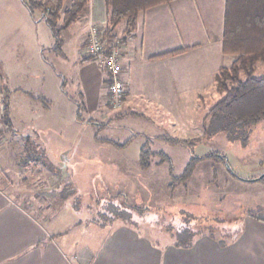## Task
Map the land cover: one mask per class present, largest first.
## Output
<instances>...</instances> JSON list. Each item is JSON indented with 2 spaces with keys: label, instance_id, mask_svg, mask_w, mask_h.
Returning <instances> with one entry per match:
<instances>
[{
  "label": "crops",
  "instance_id": "crops-1",
  "mask_svg": "<svg viewBox=\"0 0 264 264\" xmlns=\"http://www.w3.org/2000/svg\"><path fill=\"white\" fill-rule=\"evenodd\" d=\"M21 1L8 0L3 4L10 13L4 11L2 20L27 23L30 31L25 36L20 27L13 26L10 34L4 37L2 33L0 51L3 64L8 66L2 76L7 82L14 80L17 91L34 95L35 100L31 103L6 100L0 107V125L5 129L7 120L12 125L13 120L32 122L28 125L34 128L26 134L30 144L32 136L42 137L40 151L51 159H57L58 155L54 157L52 153L59 150L61 157L66 158L74 152V143L80 145L79 137L86 127L93 125L86 118L101 122L109 117L113 122L128 117L116 118L123 111L139 113L140 103L156 105V111L165 108L173 111L184 95L181 89L202 87L206 80L208 84L214 82L220 68L222 42L204 34L205 40L197 38L195 8L191 7L192 14L187 10L191 16L187 14L183 19L181 14L186 10L179 9V0L142 11L137 31L123 43L127 92L120 112L121 107L110 101L108 73L101 71L96 61L89 60L83 52L89 28L92 25L104 28L107 24L106 0H90L88 11L63 32L59 48L42 14L39 11L32 14ZM73 1L65 0L64 7L69 8ZM20 4L27 11H22ZM9 39L14 43L7 52ZM185 47L187 50L173 53ZM9 54L10 66L6 59ZM213 59L217 63L215 68L210 64ZM203 71V76H198ZM66 81L68 85L71 82L69 92ZM252 131L248 144L253 138V144L264 147V139L260 137L257 143ZM14 132L11 136L18 134L17 129ZM95 136L93 132L89 135L87 146L94 148L99 144ZM52 137L56 140L52 141ZM48 160H43L44 165L52 162ZM67 201L61 199L54 211L49 206L36 208L33 203L29 206L28 201L17 202L0 182V264H264V211L248 215L242 232L231 240L206 234L183 246L176 245L174 237L166 241L151 239L138 225L114 217L103 223L81 220ZM41 215L43 220L38 218Z\"/></svg>",
  "mask_w": 264,
  "mask_h": 264
},
{
  "label": "rangeland",
  "instance_id": "rangeland-1",
  "mask_svg": "<svg viewBox=\"0 0 264 264\" xmlns=\"http://www.w3.org/2000/svg\"><path fill=\"white\" fill-rule=\"evenodd\" d=\"M7 1L3 0L1 3L0 0V38L2 33L4 37L10 34L13 26L20 27L23 35H28L30 29L27 23L2 20L4 11L10 13L3 5ZM17 1L22 3L21 0ZM179 3V9L186 10L183 16V13L181 14V19L188 14L187 10L192 14L191 7L196 9L194 22L197 26V38L205 40L204 34L210 36V39L218 37L222 42L225 0H179ZM20 6L22 11H27L26 6L22 4ZM13 22L19 26L14 25ZM183 25L181 23L182 29L186 30ZM93 26L96 25L89 28L87 37ZM99 28L104 31L106 27ZM123 28L124 23H121L115 29V34L119 36ZM32 30L34 31V26ZM107 42H115L116 46L119 45L123 62V43L118 39ZM7 43L9 45H6L5 49L7 48L9 52L14 41L11 42L9 39ZM87 43L83 49L84 53ZM224 54H222L223 58H219V67L229 66L235 59L233 55ZM2 57L0 51V107L3 108L6 100L15 102L24 100L31 103L35 100L34 95L17 91L13 87L16 86L14 80L10 79L7 82L3 78L2 73L8 66L3 64ZM6 59L9 60L10 66L11 55L6 56ZM210 64L215 68L216 59ZM101 71L106 72L103 69ZM203 74L204 71L199 72L198 76ZM255 76L264 77L263 64H258ZM107 80L108 82L111 80L108 74ZM206 82L207 80L202 87L181 89L184 95H181L180 103L174 105L173 111L166 108L156 111V105L140 103L137 111L146 114L145 117L130 115L114 120L105 128L100 129L97 125L86 127L84 135L79 137L80 145L73 144L74 152L68 153L66 158L61 157L60 150L53 152L54 157L59 156L56 160L40 151L43 147L40 143L42 137L32 136V144H30L26 134L34 128L33 125H28L32 123L31 121H28L31 123H19L13 120L12 125L11 121L7 120L6 130L0 125L2 187L8 190L17 202L28 201L29 206L33 203L36 208L49 206L53 211L59 207L61 199L67 198V202L73 205L81 220L88 219L103 223L110 222L114 217L118 221L138 225L151 239L166 241L175 238L186 228L192 240L206 234L233 239L246 226L248 215L264 211V179L255 180L264 175V147L260 143L253 144L255 143L253 138L250 139V144H248L249 140L245 144L243 136H240V139L230 140L227 132L212 130L206 116L213 105L222 98V94L217 92L213 81L209 84ZM70 85L65 82L67 91L71 90ZM109 93L111 101L110 90ZM123 109L121 107L118 110L121 112ZM108 121L109 117H106L101 122ZM14 129L18 130V134L11 136V133L15 134ZM252 129L254 141H259L260 137L264 139V118ZM92 132L100 141L94 148L86 144ZM136 133L148 136L170 133L181 139L193 140L194 145L191 146L198 155L213 152L227 155L230 166L237 176L231 174L228 165L225 166L218 157L212 156L194 161L197 163L193 175L184 183L177 181L174 184L169 174V163L161 161L160 156L151 159L152 164L149 168L145 169L139 165L138 147L141 148L145 140L135 137ZM70 138L71 136L68 139ZM103 139L119 143L128 139L133 141L125 150L102 143ZM54 140L56 139L52 137V141ZM146 148L162 151L170 157L174 162L175 175H180L191 160V154L186 147L173 145L164 140L154 141ZM44 159L52 162L44 165ZM260 173L262 174L259 175ZM103 213L109 216L102 217ZM70 216L66 217V222H69ZM38 218L43 220L44 215ZM186 233L183 235L185 236Z\"/></svg>",
  "mask_w": 264,
  "mask_h": 264
},
{
  "label": "trees",
  "instance_id": "trees-1",
  "mask_svg": "<svg viewBox=\"0 0 264 264\" xmlns=\"http://www.w3.org/2000/svg\"><path fill=\"white\" fill-rule=\"evenodd\" d=\"M23 1L32 14L34 11L42 14L53 33L57 47L60 46L63 32L88 11L90 3V0H74L72 5L66 8L64 7L65 0ZM172 1L175 0H106L108 20L103 31L105 39L108 41L118 39L124 43L137 31L138 16L142 11ZM121 23L125 24V28L121 36H118L115 34V29ZM187 48L178 49L173 53H180ZM222 48L225 54L233 55L235 59L229 66H221L214 75V85L217 92L222 94V98L210 109L206 120L210 121L213 131L227 132L230 140L240 139V136H243L246 144L252 127L264 118V77L255 76L258 64L264 65V0H225ZM87 58L93 59L90 56ZM129 115L144 117L140 113L123 111L117 115V118ZM87 122L101 129L109 126L112 121L87 120ZM134 136L145 140L138 153L139 165L145 169L149 168L152 164L151 159L160 156L161 161H168L169 174L174 184L177 181L184 183L193 175L197 163L194 161L212 156L218 157L224 165H228L231 174L237 176L230 166L227 155L219 152L198 155L194 153L191 146L194 145L193 140L181 139L170 133L154 137L136 133ZM95 139L98 140L97 136ZM157 140L184 146L189 150L191 160L180 175L174 174V162L164 152H155L146 148ZM132 141L133 139H128L126 142L119 143L109 139L101 140L102 143H108L119 149H126ZM103 216L109 215L103 213ZM181 225L187 227L185 224ZM187 230L186 228L180 231V234L173 238L176 245L191 244L192 238ZM185 232L187 233L184 236Z\"/></svg>",
  "mask_w": 264,
  "mask_h": 264
},
{
  "label": "built area",
  "instance_id": "built-area-1",
  "mask_svg": "<svg viewBox=\"0 0 264 264\" xmlns=\"http://www.w3.org/2000/svg\"><path fill=\"white\" fill-rule=\"evenodd\" d=\"M85 54L96 61L100 69L106 70L110 77L109 90L115 107H121L127 86L123 78L124 65L121 60L122 50L115 42L108 43L103 31L93 26L87 37ZM1 114V110H0ZM1 163V161H0Z\"/></svg>",
  "mask_w": 264,
  "mask_h": 264
},
{
  "label": "water",
  "instance_id": "water-1",
  "mask_svg": "<svg viewBox=\"0 0 264 264\" xmlns=\"http://www.w3.org/2000/svg\"><path fill=\"white\" fill-rule=\"evenodd\" d=\"M264 177V175H261L260 177L255 178V180H260Z\"/></svg>",
  "mask_w": 264,
  "mask_h": 264
}]
</instances>
